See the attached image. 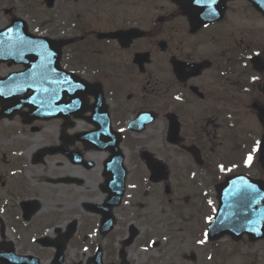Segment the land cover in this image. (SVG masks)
<instances>
[{"label":"flooded vegetation","instance_id":"flooded-vegetation-1","mask_svg":"<svg viewBox=\"0 0 264 264\" xmlns=\"http://www.w3.org/2000/svg\"><path fill=\"white\" fill-rule=\"evenodd\" d=\"M251 6L194 29L171 0H0V264H153L143 222L127 220L130 187L168 191L170 206L197 191L213 220L227 177L264 181L255 155L246 164L264 113V18ZM159 163L168 179L154 183ZM191 221L159 241H188L175 264H207ZM231 244L250 264L261 243Z\"/></svg>","mask_w":264,"mask_h":264},{"label":"rangeland","instance_id":"rangeland-1","mask_svg":"<svg viewBox=\"0 0 264 264\" xmlns=\"http://www.w3.org/2000/svg\"><path fill=\"white\" fill-rule=\"evenodd\" d=\"M258 132V129H256ZM205 183H209V176L204 175ZM198 196L197 191H190L188 189H179L175 192V198L178 200L177 205L170 206L168 204L169 199L164 196V192L160 189L157 193L156 198H152L146 193H141L140 195L132 190V187L128 191V205H127V220H141L144 225V238L150 240L149 249L145 246L143 255H149L152 259L151 263L164 264L167 260L169 264H175L173 261L181 252L180 248L178 249V254L172 251L171 249L174 246H178L180 243H184L185 239H175L169 245L164 242H159L166 235L173 230L174 233H182L181 224L184 220H188L190 217L196 216L197 212L201 214V219L196 216V219L190 222L187 229H191L193 232L194 238L197 243L201 242V234L206 231L208 224L211 222L212 218V208H198L199 201L196 199ZM207 196L210 197L209 192ZM184 198H190V202L187 204L184 202ZM191 213L188 219H185V214ZM183 217L184 219H179L178 217ZM209 218V220L206 219ZM187 235L188 232H186ZM190 237V236H189ZM191 238V237H190ZM154 243H161V246H158ZM154 244V245H153ZM157 247L156 249L152 248ZM198 246V245H197ZM189 243L185 241L184 249L189 250ZM201 247L207 251V264H222L230 259H228V254L231 252L232 244L229 240L221 241L217 246L208 245L207 247ZM215 247L216 249H213ZM253 257L251 258L250 264H264V247L262 245H257L254 247ZM154 254V255H150ZM159 257H158V256ZM223 256V258L221 257ZM191 263L194 264V261L188 259ZM184 262V261H183ZM232 262H228L229 264ZM225 264V263H224ZM235 264H239L238 260H235Z\"/></svg>","mask_w":264,"mask_h":264},{"label":"water","instance_id":"water-1","mask_svg":"<svg viewBox=\"0 0 264 264\" xmlns=\"http://www.w3.org/2000/svg\"><path fill=\"white\" fill-rule=\"evenodd\" d=\"M261 150L264 155V143L262 144ZM255 194L258 198H260V196L263 197L259 192H256ZM227 210L228 207L222 206L218 213L221 220H216L210 227L208 233L211 234L210 238L212 240L223 236L226 233L232 234L233 236L242 233L254 234L256 235V238H254L256 240L264 237V198L258 201L250 211L247 210L248 214L246 215L249 217L247 220H235L233 219L234 215L228 213ZM256 218L257 220H254Z\"/></svg>","mask_w":264,"mask_h":264},{"label":"snow or ice","instance_id":"snow-or-ice-1","mask_svg":"<svg viewBox=\"0 0 264 264\" xmlns=\"http://www.w3.org/2000/svg\"><path fill=\"white\" fill-rule=\"evenodd\" d=\"M189 3H195L197 5L203 4V5L207 6L209 3L212 4V5H215L217 3V0H189ZM209 14L210 15H215L216 13H215V11L209 10ZM255 55L259 56L260 54L256 53ZM257 79H260V77H255V76L253 77L254 81L257 80ZM76 87L77 88H83V85L82 84H78V85H76ZM177 99H179V97H177ZM257 150H259V149H257ZM251 160H252V156L250 155L248 157V161L251 162Z\"/></svg>","mask_w":264,"mask_h":264},{"label":"bare ground","instance_id":"bare-ground-1","mask_svg":"<svg viewBox=\"0 0 264 264\" xmlns=\"http://www.w3.org/2000/svg\"><path fill=\"white\" fill-rule=\"evenodd\" d=\"M237 229H238V226H237Z\"/></svg>","mask_w":264,"mask_h":264}]
</instances>
